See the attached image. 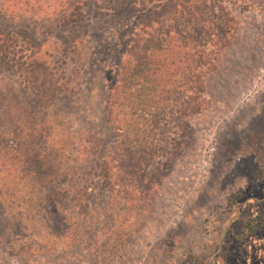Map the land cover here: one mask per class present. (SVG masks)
I'll use <instances>...</instances> for the list:
<instances>
[{
  "label": "rangeland",
  "instance_id": "374dc122",
  "mask_svg": "<svg viewBox=\"0 0 264 264\" xmlns=\"http://www.w3.org/2000/svg\"><path fill=\"white\" fill-rule=\"evenodd\" d=\"M25 1L17 22L52 26L54 5ZM128 1L102 0L99 16L86 9L70 55L56 37L42 46L64 70L52 104L0 70V264H264V227L244 228L264 214V0L235 7L202 112L184 123L176 104L155 147L135 138L136 153L159 154L141 174L121 168L128 180L112 191L97 160L118 138L102 108L132 33ZM68 28L53 31L69 38Z\"/></svg>",
  "mask_w": 264,
  "mask_h": 264
},
{
  "label": "trees",
  "instance_id": "16d2710c",
  "mask_svg": "<svg viewBox=\"0 0 264 264\" xmlns=\"http://www.w3.org/2000/svg\"><path fill=\"white\" fill-rule=\"evenodd\" d=\"M40 1L56 7L54 17L50 15L52 19H48L53 20L52 26H42L43 29L24 28L17 22L23 17L24 4L31 2L0 0V70L18 73L31 85L40 103L52 104L66 90L61 81L64 70L55 66V58L52 60L42 53V46L56 37L65 46L63 54L77 51L82 38L75 29L86 19V9L92 7L99 16L105 4L102 0H59L58 3L54 0V4L51 0ZM254 4L249 0H129L126 3L134 22L124 57L115 67V81L104 95L103 120L117 131L118 138L97 160L102 186L113 191L126 177V170L123 176L121 168L127 166L132 173L141 174L152 158L156 159L160 151L157 148L136 153L135 138H154L155 147L156 130L166 119L165 115L176 112V104L184 123L202 112L207 74L216 66L222 50L231 44L238 24L234 9L237 6L247 10ZM58 27L63 31L70 27L71 36L60 38L63 31H53ZM114 171L121 177H116ZM263 227L264 214L250 218L244 226L250 234Z\"/></svg>",
  "mask_w": 264,
  "mask_h": 264
}]
</instances>
